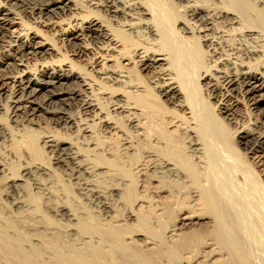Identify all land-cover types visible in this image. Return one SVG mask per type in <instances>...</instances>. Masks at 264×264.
<instances>
[{
	"label": "bare ground",
	"instance_id": "6f19581e",
	"mask_svg": "<svg viewBox=\"0 0 264 264\" xmlns=\"http://www.w3.org/2000/svg\"><path fill=\"white\" fill-rule=\"evenodd\" d=\"M233 1L241 12L219 7L210 16L206 15L207 19H227L229 23L243 24L242 15L251 13L250 5L243 0ZM151 6L145 0H0V34L6 33L11 38L9 44L4 45L5 54L0 57V111L4 109L11 120L23 127L26 121L36 126L51 121L66 132L75 133V140L47 134L41 147L57 153L59 161L64 162L72 174L82 177L87 186L86 196L94 204L97 216L101 217L95 221L96 216L82 205H77L79 208L76 209L67 203L51 205L49 202L56 192L62 191L66 198L69 193L66 184L46 164L23 165L20 156L21 163L16 167L7 155L0 157V264H196L199 249L208 243L203 242L204 234L199 233L185 241L183 235L177 237V227L169 226L170 223L166 225L163 220L165 214L170 218L175 212L181 214L179 220L182 222L212 218L215 224L209 231L210 238L216 237L228 252L227 264L248 263L247 259L246 262L242 260L241 243L236 248L233 241L237 233L232 232L242 230L239 221L233 217L234 202L232 204L230 195L221 192L218 185L220 179L227 182L223 175L218 180L212 179L208 171L215 150L210 138L194 126L198 109H195L188 85L176 69L179 58L161 47H153L152 41L160 40L162 31ZM261 6L264 8V0ZM207 10L195 4L189 13L193 18L203 17L205 11L210 14ZM22 13L33 18L36 24L27 25ZM62 16H69V19L66 22L55 20ZM49 28H58L63 41L79 44L74 56L92 55L86 60L87 69L79 68L72 60H53L61 55V50L43 33ZM180 28L184 33L195 35L197 32L186 21L181 22ZM86 33L92 38L96 52L88 39L84 40ZM241 35L260 36L264 41V34L253 27H246ZM134 37L144 43L136 44ZM206 42L214 45L210 38H206ZM151 44L153 46H148ZM233 50L225 58L219 54L220 62L230 64L234 72L224 71L222 75L221 68L207 67L199 77L201 88L215 94L222 84L227 89L242 86L248 94H257L258 98L253 100L255 108L263 106L264 66L250 65L240 58L235 48ZM244 54L247 58L259 55L255 47H248ZM33 60L43 62L32 67ZM125 61L135 62L139 73H149L156 96L171 106L163 110L171 118H162L158 131L149 130L138 113L142 111L139 106L147 104L148 99L142 97L146 89L134 83L125 70ZM109 62H116L114 68ZM97 65H102V70H96ZM68 82L75 86L67 87ZM122 86H128L130 90L122 89ZM134 92H138L137 95ZM131 99L142 104L136 106ZM151 103L148 102L150 107ZM218 108L221 114L232 116L227 103L219 102ZM29 131L25 133L29 134ZM253 131L239 127L233 141L247 143L255 136ZM115 136L117 142L114 144L110 138ZM15 137L14 128L0 119V142L12 138L14 144L21 145ZM144 141L150 146L144 147ZM257 142L264 143V135L259 136ZM3 149L0 146V154L7 148ZM135 156H139V161L133 162L134 166H131L132 159L130 163L126 162ZM215 156L221 168L228 171L227 156ZM125 163L129 165L126 167ZM130 166L132 169L129 170ZM127 168L136 172L134 181L122 172L128 173ZM224 171L225 174L227 171ZM36 175L50 176L51 181L42 182ZM31 178L35 182V191L27 188L24 192L23 188ZM233 180L229 183L232 186ZM142 185L154 197L168 193L181 207H172V201L170 206L162 209V204H156V200L138 194ZM226 187L228 189L229 185ZM134 189L136 195L132 198ZM5 200L12 203V210L6 207ZM200 204L204 208L202 212L196 210L185 215L186 210ZM145 208L151 216L145 215ZM49 213L54 214L59 223L52 222ZM59 236L73 238L74 242L65 245ZM187 251H196L195 257H185Z\"/></svg>",
	"mask_w": 264,
	"mask_h": 264
},
{
	"label": "rangeland",
	"instance_id": "374dc122",
	"mask_svg": "<svg viewBox=\"0 0 264 264\" xmlns=\"http://www.w3.org/2000/svg\"><path fill=\"white\" fill-rule=\"evenodd\" d=\"M145 1L147 2L148 5H152L151 7H153V10L156 14L155 21L158 24L159 28H161L160 30L162 31V37L160 38V40L152 41L154 42L153 43L154 46L152 44L148 46H153L154 48H157V49L161 47L160 49L163 48L171 52L172 54L174 53L173 55L178 56L179 58L178 63L175 64L176 69L179 70L178 72H180L181 79L182 80L184 79L183 82L188 85L195 109L196 110L198 109L196 113H198L199 115L197 114L198 119L195 120L196 124L194 123V126L198 127L200 130H202L205 136L210 138V142L212 143L213 150H215V152L212 153L214 155H211L210 166H209V168L210 167L211 168L208 171L209 173H211L210 175H212L211 177L214 180L220 179V176L223 175L222 177L226 180L228 184L227 183L225 184L224 180L222 182V179L218 181L221 182V184H225L226 186L229 185V187L227 189L225 185H220V183L218 182V185L221 186L220 191L221 192L224 191L228 193L230 195L228 196L232 200V204L234 202V206L236 208H239V207L241 208V211H239L240 208L237 210L234 207L235 211H234L233 217L234 219L237 220V222L239 221L238 223L241 224L240 229H242L239 231L232 232L235 234L237 233L236 235L234 234L235 238L233 239V241H235L234 242L235 247L236 248L239 247L241 243L242 245L240 246L241 249L240 248L238 249H240L241 251L242 250L244 251V252L240 251V253L242 254L241 255L242 260L246 262L245 260L247 259V262H248L244 264H250L249 262H251V264H254V263L264 264V143L257 142V138L261 135H264V105L263 106L261 105L255 108V106L253 105H254V101H256V99L258 98V96L256 97L257 94H253V93L248 94L246 88L244 87L241 88L242 86L240 87L237 86L236 88L227 89L222 84L221 90L220 91L217 90V93L214 94L213 91L208 92L205 89L201 88L202 84H201V79H200L204 70L207 69V67L213 70L221 68L222 73H223L222 75H224L225 72H231V73L234 72V69L230 67L231 66L230 64L227 63L223 65L220 62V54H223L222 56L223 58H225L226 54H231L232 52H234V50L232 51L233 48L237 50L238 54L240 55V58H244L245 61L247 60L246 62H249L250 65L264 66V41L261 40L260 36L254 37V36H249V35H246V36L241 35L242 31L246 29V27L247 28L253 27V29L255 28V30L260 31L261 33L264 34V17H263L264 8H262L261 6L262 0H243V1L240 0L243 3L247 4L248 6L250 5L249 8L251 12L247 16L242 15V20L244 18L242 22L243 24L229 23L227 19H215V20L207 19L208 18L207 16H210L213 10L219 7H228L232 10H235L236 12L238 11L241 12L239 8L237 7L238 5L236 6V4H234L235 2L234 1L232 2V0L230 1V3H229V0H222L223 3L221 0H181V1H178V0H145ZM224 1H227V2H224ZM195 4L200 5L204 7L205 9H208L207 12L209 11L210 14H207L205 11L204 12L205 15L204 14L202 15L203 17L193 18L192 16H190L189 10ZM233 4L235 7L233 6ZM22 17H23L24 22L27 25L34 26L36 24L33 18L28 17L27 15L25 16L24 13H22ZM248 17H253V18L250 20ZM68 19H69V16H67V18L66 16H62L60 19H55V20H61L63 22H66ZM182 21L190 22V24L194 26V28L197 30L196 34L193 35L191 33H184L182 29L180 28V24ZM200 30L202 32H200ZM44 31L43 33L45 35L47 34V37H49L51 41L55 42L61 50V55H59V57L57 58H53L54 61L55 59L72 60L75 62V64L79 68L81 66V68L87 69V66L85 65L86 60L91 59L92 55L85 56L84 58L76 57L74 56V52L78 49L77 48L79 45L78 43L76 45L75 42L71 44V43H68L67 41L65 42V40L63 41V39L60 37L61 32L59 31L58 28L57 30L54 28H49V29H45ZM84 37H85L84 40L88 39V42L91 43L94 48L93 51L96 52L95 46L93 44V41L90 35L86 33ZM9 38H10L9 35L6 33L0 34V57H3V55L5 54L4 45H7V43L9 44V42L11 41V38L10 39ZM206 38H210L213 41L214 45L207 43ZM134 41L136 42V44L144 43L140 41L139 39H137L136 37H134ZM248 47L257 48L259 55H255L252 58H247L244 53L247 51ZM214 50H217V53H215ZM50 60L52 61V59ZM42 62H43L42 60H33L31 62V66L32 67L39 66ZM109 63H108L109 66H112V68H114L116 62H112V63L109 62ZM125 63L127 64L125 65ZM123 64L125 65L124 66L125 70L129 73L134 83H138L143 87L145 86L144 89H146V91L144 92L145 96H142L144 99H148V101L146 102L147 103L146 106L138 102V100L136 101L134 99H131L132 104H135V105L137 104L136 106H138L139 104H142L139 107L141 108L143 107L142 109L140 108V111L142 110L143 112L141 111L138 113L143 119V122L146 124L145 126H147L149 130L158 131L161 127V123H162L161 119L165 117L171 118L170 115L167 116L164 113L165 111H163V110H166L165 108H171V106L163 98L160 97L161 98L160 99L159 96H156L157 91L153 86L151 75L149 73H146L143 71L139 73L138 67L135 64V62L130 61L128 63L127 61H125ZM101 66L102 65H97L95 69L100 71L102 70ZM221 66H223V68ZM66 84H67V87L75 86V83H72V82H68ZM122 87H121L122 89L130 90L128 86L127 87L122 86ZM134 93H135L134 95H137L138 92H134ZM221 101L224 103H227V105L231 108V112H230V114L232 113L231 114L232 116L230 115L231 117H227L221 114L220 111L218 110L219 109L218 105H219V102ZM148 102L149 103L152 102L151 103L152 107L148 105ZM74 109L76 110V108ZM5 112L6 111L4 109L0 111V119L4 122L6 121L7 123L9 122V124L14 128V131L16 132L15 138H17V140L20 141L21 145L17 146L16 144H14L12 141L13 140L12 138H8L6 141L1 140L0 146L2 147V149L4 147L5 149L6 148L7 149L6 150L3 149V151L5 150L4 151L5 153H3L4 155L0 154V157H4L7 155L8 157H10V159L14 161L16 167L18 166L17 163L20 162V160H18L20 156H22L23 165L32 164V163L46 164L59 176V178L63 181V183L66 184L68 188L67 191L69 193L67 194L68 197L66 198V196H64V193H62V191L56 192L54 197L50 200L51 202L49 203L53 206L56 204L67 203L69 204V206L74 207V209L78 207L77 205H80V206L82 205V206H85L89 212L94 214V217L96 216L95 221L101 220V217L99 218L97 216V210L96 208L94 209L95 207L93 206L94 204L89 202V199L86 196L87 186L85 184V181L82 179V177L77 174H72L71 170L67 169L66 164H64V162L62 161H59V157L57 153H55L54 151L46 147L42 148L43 147L42 145L44 144L45 136L47 134L54 135V136L68 137V138H72L75 140L76 139L75 133H73L72 131L66 132L65 129H63L62 127H60L59 125L51 121H47V122L44 121L42 122L41 126L32 125L28 123L29 121H26L24 123L25 127H23L22 125H17L15 121L11 120L7 112L6 113ZM6 114L8 117L6 116ZM143 116L145 119L143 118ZM243 126L246 127L248 130H254L253 132H255L254 133L255 136L251 138L250 140H248L247 143L234 142L233 141L234 133L239 127L241 128ZM28 129H30L29 134L25 133L26 131H28ZM131 131L134 132V129H131ZM110 139H111L110 140L111 143L115 144V142H117L116 136L111 137ZM146 143L145 141L143 142L144 147L150 146L148 142ZM22 144H23V147H22ZM38 145L40 146V148L38 147ZM254 147H255L254 150L251 149ZM215 154L216 155L219 154L221 158H223L222 156L224 157L227 156L226 158H228L227 160H229V166H228L229 170L228 171L227 169H225L224 171V169L221 168L220 162L216 158ZM126 160H128L126 161L127 163H130V160H131V163H132L131 166L132 165L134 166L135 163L139 161V156H135L133 158L126 159ZM133 162L135 163L133 164ZM128 165L129 164H126L125 166L127 167ZM131 166L128 167L129 170ZM124 168L125 167H123V169ZM128 168L127 170L125 169L127 172L129 171ZM14 171L15 173H17V170H14ZM223 171L224 172L227 171V172L224 174ZM122 172L128 177L129 180L131 179L132 181L135 180V177H136L135 175H137L134 170H131L128 173L124 171ZM129 174H132V175L129 176ZM36 176L42 182L51 181L50 176H46V175H41V176L36 175ZM231 180H233L232 182L234 186L229 184L231 183ZM34 183L35 182L33 178L29 179L27 187L23 188V191L26 192L27 188L31 189L32 191L33 190L35 191ZM1 185H3L2 182H1ZM224 186L225 188H223ZM231 187L232 189H230ZM226 189L229 191L228 192L225 191ZM230 193L234 194V196ZM138 194L144 198L151 197L152 199H154V201L156 200L155 201L157 202L156 204H160V205L162 204L161 206L159 205L162 209L165 206L168 207V205L172 201L173 202L170 204L172 207L174 208L175 206L177 208L179 206L181 207V205H179L177 201L176 203H174L175 199L173 197L172 199L168 193L161 194L159 198L154 197L153 194H151L149 190L147 189V187L144 185L139 186ZM135 195H136V192L134 189L131 191V197L133 198ZM4 204L6 205V207L8 206L7 207L8 209L12 210V203L10 201L5 200ZM201 206L202 205L200 204L199 206L198 205L196 206L197 208L193 207L195 209H190L189 211L186 210L185 215H190L194 213V211L196 212V210H197V213L202 212V209L204 208L203 206L202 207ZM244 211H246V213ZM144 213H146L145 215L149 216L150 215L149 209L145 208ZM237 213L239 214L236 217ZM15 214L18 216L19 213L15 212ZM48 215L50 217L49 219L52 222L59 223V219L55 217L54 214L49 213ZM166 215L167 214H165L163 218L165 224L168 225V223H170L169 226H172V225L174 227L176 226L177 227L175 231L176 236L177 237L179 236V238L184 236L182 238L184 239V241L187 240L186 238H188L189 236L193 234H198V233L201 235L204 234L203 242L208 243V244H204L203 246H201V248L199 249L197 253L200 259L198 258L199 260L197 259L194 263L196 264H220V263L227 264L228 252L224 251L220 241L217 240L216 237L212 236L210 238L209 231H212V229L214 228L213 224H215L212 218H209L203 221L202 220L194 221L193 223L189 220L184 221V222L180 221L179 215L181 214L178 212H175L174 214H172V216L170 214V218L166 217ZM174 215L175 216L178 215V218L175 217ZM247 221L249 222V224L247 223ZM134 225L137 226L136 223H134ZM242 227H244V229ZM243 230L245 232H243ZM160 231H161L160 234L161 233L163 234V230H160ZM206 234L209 237H207ZM246 235H248V237H245ZM59 239L61 242L64 241L65 245H68L74 242L73 238H64L63 236H59ZM218 241L219 243H216ZM246 247H247V250H246ZM221 252H222V256H221ZM195 253L196 251L195 252L187 251L185 253V257H187L188 259H191V257L192 258L195 257ZM243 255L246 256L245 259ZM208 256L209 258L207 259Z\"/></svg>",
	"mask_w": 264,
	"mask_h": 264
}]
</instances>
